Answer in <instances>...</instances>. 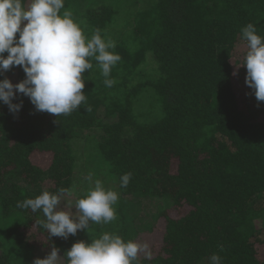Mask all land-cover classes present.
<instances>
[{
	"label": "trees",
	"instance_id": "trees-1",
	"mask_svg": "<svg viewBox=\"0 0 264 264\" xmlns=\"http://www.w3.org/2000/svg\"><path fill=\"white\" fill-rule=\"evenodd\" d=\"M65 9L86 37L99 29L114 41L121 60L106 87L91 59L86 103L70 115L38 112L19 93L18 112L0 103V264H33L53 246L68 264L77 241L109 232L138 242L160 219V242L137 264H212L213 254L264 264V102L245 83L241 38L249 23L264 37V0H64ZM4 78L16 84L25 73L14 66ZM96 180L118 193L117 219L89 233L48 237L35 223L42 211L17 207L75 186L60 205L75 214Z\"/></svg>",
	"mask_w": 264,
	"mask_h": 264
},
{
	"label": "clouds",
	"instance_id": "clouds-1",
	"mask_svg": "<svg viewBox=\"0 0 264 264\" xmlns=\"http://www.w3.org/2000/svg\"><path fill=\"white\" fill-rule=\"evenodd\" d=\"M64 9V0H0V75L14 66H20L25 79L13 84L8 78L0 79V103L16 113L22 106L13 103L16 95L30 99L38 112H47L56 117L70 115L86 103L82 74L93 68L94 59L106 87L115 83L110 78L112 68L121 60L114 51L116 44L102 38L96 29L88 38ZM241 38L247 43V52L242 65L246 66L245 83L254 92L258 102H264V37L257 34L256 27L249 23L241 30ZM17 34H19L17 36ZM7 53L5 56L4 54ZM90 110V109H87ZM91 181V174L86 178ZM131 173L120 178L122 188L130 182ZM75 186L61 188L57 193L45 190L34 199L17 202V207L42 211L45 219L35 223L45 229L48 237L75 236L78 230L89 233L90 224H108L117 219L113 207L119 195L106 190L102 181L96 180L83 198L75 202L77 211L60 209L61 198L72 196ZM151 259L149 244L133 240L125 241L120 235L103 232L90 243L75 242L64 255L68 264H137L139 254ZM59 249L52 247L45 258H36L33 264H58ZM212 264H221V257L213 254Z\"/></svg>",
	"mask_w": 264,
	"mask_h": 264
},
{
	"label": "rangeland",
	"instance_id": "rangeland-1",
	"mask_svg": "<svg viewBox=\"0 0 264 264\" xmlns=\"http://www.w3.org/2000/svg\"><path fill=\"white\" fill-rule=\"evenodd\" d=\"M11 72V71H10ZM91 141V144H89V145H87V149H88V153H89V156L91 157V159H93V160H96L98 157H99V151H98V149H97V146L95 145V142L93 141V140H90ZM80 174H81V176H83V173L80 171L79 172ZM76 180H80V179H76ZM80 182V181H79ZM79 182H77L78 184H79ZM83 182H81L79 185H80V189L82 190V184ZM77 184V185H78ZM151 209H152V213H154V212H158V210H156V208L153 206V207H151ZM157 225L158 226H156L155 227V230L151 233V234H149V235H147V236H145V237H143V238H141L139 241H138V243H145V242H147L148 244H149V247L150 246H152V245H155V244H158L159 242H160V237H161V219H160V222H158L157 223ZM160 225V226H159ZM155 248V247H154Z\"/></svg>",
	"mask_w": 264,
	"mask_h": 264
}]
</instances>
